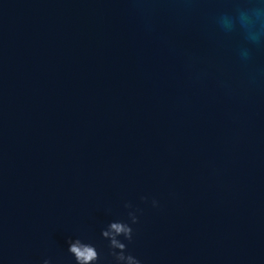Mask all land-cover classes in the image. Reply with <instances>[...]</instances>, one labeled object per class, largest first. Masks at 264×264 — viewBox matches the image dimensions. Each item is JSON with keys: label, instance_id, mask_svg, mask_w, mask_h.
<instances>
[{"label": "water", "instance_id": "1", "mask_svg": "<svg viewBox=\"0 0 264 264\" xmlns=\"http://www.w3.org/2000/svg\"><path fill=\"white\" fill-rule=\"evenodd\" d=\"M225 7L0 0V264H111L125 202L143 264H264V52L214 33Z\"/></svg>", "mask_w": 264, "mask_h": 264}, {"label": "clouds", "instance_id": "2", "mask_svg": "<svg viewBox=\"0 0 264 264\" xmlns=\"http://www.w3.org/2000/svg\"><path fill=\"white\" fill-rule=\"evenodd\" d=\"M191 6L196 0H183ZM227 7L213 17L214 33L222 42L234 45L236 55L242 65H249L256 52H264V0H226ZM264 75V72L261 73ZM251 79L255 81L256 75ZM153 207H159L152 200ZM125 214L110 220L101 230V239L106 242V256L111 264H143V261L129 250L135 241L133 225L139 223L138 209L125 202ZM111 214V209H106ZM69 253L76 264H101V252L96 245L77 239L70 243Z\"/></svg>", "mask_w": 264, "mask_h": 264}]
</instances>
